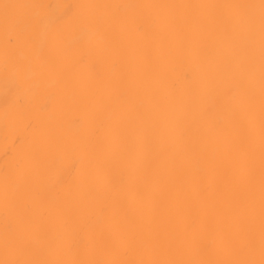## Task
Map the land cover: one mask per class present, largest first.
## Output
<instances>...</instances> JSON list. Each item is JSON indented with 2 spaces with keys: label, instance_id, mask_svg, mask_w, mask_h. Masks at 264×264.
Here are the masks:
<instances>
[{
  "label": "bare ground",
  "instance_id": "1",
  "mask_svg": "<svg viewBox=\"0 0 264 264\" xmlns=\"http://www.w3.org/2000/svg\"><path fill=\"white\" fill-rule=\"evenodd\" d=\"M0 264H264V0H0Z\"/></svg>",
  "mask_w": 264,
  "mask_h": 264
}]
</instances>
